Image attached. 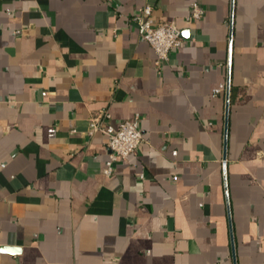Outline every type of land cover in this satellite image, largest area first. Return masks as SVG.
I'll list each match as a JSON object with an SVG mask.
<instances>
[{
    "label": "crops",
    "instance_id": "crops-1",
    "mask_svg": "<svg viewBox=\"0 0 264 264\" xmlns=\"http://www.w3.org/2000/svg\"><path fill=\"white\" fill-rule=\"evenodd\" d=\"M146 5L181 30L168 60L138 32ZM230 16L231 0H0V264H234ZM104 112L145 138L109 176L89 134ZM226 174L237 264H264V0H235Z\"/></svg>",
    "mask_w": 264,
    "mask_h": 264
},
{
    "label": "built area",
    "instance_id": "built-area-1",
    "mask_svg": "<svg viewBox=\"0 0 264 264\" xmlns=\"http://www.w3.org/2000/svg\"><path fill=\"white\" fill-rule=\"evenodd\" d=\"M154 7L146 5L135 17L139 34L152 46L158 62L168 60L172 51L179 49L183 44L181 30L172 22L155 24L153 19ZM204 14V9L194 4L188 20L199 19ZM111 119L109 112H104L99 117H93L90 121L89 134L100 131L108 138L107 146L110 154L104 169L109 176L113 171V163L119 158L126 159L135 153L145 138L136 121H122L117 125H103V120Z\"/></svg>",
    "mask_w": 264,
    "mask_h": 264
},
{
    "label": "water",
    "instance_id": "water-1",
    "mask_svg": "<svg viewBox=\"0 0 264 264\" xmlns=\"http://www.w3.org/2000/svg\"><path fill=\"white\" fill-rule=\"evenodd\" d=\"M234 10H235V0H231L229 57H228V71H227L225 130H224V181H225L228 217H229V224H230V234H231V240H232V254H233L234 264H237L236 250H235V245H234V232H233V226H232L231 206H230V198H229L228 182H227V174H226V159H227V148H228V139H229V119H230V106H231V78H232V48H233V31H234Z\"/></svg>",
    "mask_w": 264,
    "mask_h": 264
}]
</instances>
